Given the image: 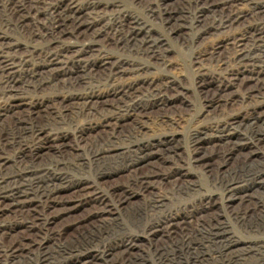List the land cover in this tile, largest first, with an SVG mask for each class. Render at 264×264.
Returning a JSON list of instances; mask_svg holds the SVG:
<instances>
[{
	"label": "bare ground",
	"instance_id": "bare-ground-1",
	"mask_svg": "<svg viewBox=\"0 0 264 264\" xmlns=\"http://www.w3.org/2000/svg\"><path fill=\"white\" fill-rule=\"evenodd\" d=\"M106 1L109 9H103L101 0H0L8 26L14 15L18 24L33 26L50 41L72 35L79 27L89 29L108 13L106 23L73 54L47 47L40 60L32 62L36 48L31 47L20 59L0 60V69L11 73L0 81V124L5 118L13 122L0 128V264H264V0H189L190 13L182 10L181 23L173 18L180 11L160 3L166 0L141 5L139 14L133 7L140 0ZM80 11L88 14L86 23ZM245 18L252 20L240 26ZM171 21L172 33L184 31L185 45L196 50L192 61L198 65L197 91L206 109L195 117L188 138L174 127L187 110L192 113L187 103H182L187 109L158 117L163 127L154 141L124 137L114 130L121 122H132L134 134L144 130L141 121L151 117L149 104L118 100L103 117L94 118L92 108L106 100L79 94L81 88L74 86L88 85L92 80L88 68L98 62L111 70L109 76L147 74L111 87L110 95L123 97L141 90L138 96L146 94L150 107L172 106L162 93L181 94L184 87L171 78L149 77L154 68L168 65L162 55L166 37H151L152 25L165 27ZM104 33L113 37L114 46L122 45L127 56L136 55L135 62L123 63L127 56L113 60V54L98 60L83 57L82 52H102L95 45ZM9 34L8 29L0 31L5 49L16 46L6 42ZM225 48L228 53L222 55ZM210 65L225 72L220 70L218 77L204 72ZM39 67L77 77L60 90L17 84L14 71H26L32 83ZM229 76L245 80L246 86L224 81ZM216 78L220 83L213 85ZM67 111L74 115L67 118ZM39 114L48 119L35 121ZM78 114H88L95 122H80ZM50 124L72 126L78 141L96 128L113 130L108 143L89 154V165L96 168L88 170L91 181L74 179L73 174L88 165L83 155L49 163L40 159L50 146H58L59 153L60 146L67 147L62 134L48 132ZM181 138L191 150V165L204 172V183L184 170ZM233 154L238 156L235 163L228 161ZM260 154L263 159L256 161ZM151 156L158 164L148 168ZM121 174L124 178L113 183L97 178ZM134 194L142 195L141 202L123 210ZM92 203L100 208L68 217ZM91 218L94 223L87 228ZM64 232L75 235L64 240ZM12 234L16 236L7 240ZM142 234L147 240L139 243Z\"/></svg>",
	"mask_w": 264,
	"mask_h": 264
},
{
	"label": "rangeland",
	"instance_id": "rangeland-1",
	"mask_svg": "<svg viewBox=\"0 0 264 264\" xmlns=\"http://www.w3.org/2000/svg\"><path fill=\"white\" fill-rule=\"evenodd\" d=\"M55 1H58V0H54V2ZM154 1L155 0H140L136 2V6L133 7L134 11L136 12L135 14L140 13L141 5L146 6L148 3L154 2ZM101 2L103 5V9L105 8L109 9V6L106 0H101ZM160 3L170 5L171 7L180 11L176 13L175 17H173V18H176L179 23L182 22V18H181L182 10L187 15H189L190 13L188 9L189 0H166ZM40 4L41 6H43V3H40ZM83 4H86V1H84ZM79 15H80L81 20H83L86 23L88 14H86L85 11H80ZM107 16H108V13L104 14V16L99 19L98 24H95V23L92 24L91 28L89 29L84 28V27H79L75 29V32L72 35L66 34L63 36V38L59 39L58 41L57 40L50 41L51 39L49 36L44 37L42 35H38L36 29L33 26H23V25L18 24V19L14 15L11 16V22L13 25L8 26L6 23L7 15L6 13L0 10V31L8 29L10 32L9 34L10 36L6 39V42L15 43L16 45L15 47L14 45H12L10 46L11 48H8V49H5L0 45V60L1 59L4 60L6 58L20 59L19 58L20 56L22 55L26 56L25 55L26 51L31 47L36 48L35 54H33L31 57L32 62H38L40 60L41 52L46 53L47 47H50L49 50H59V51L64 50V52H66L67 54H73L76 52L77 49L81 47V44L83 41H87L88 39L91 38L92 31L94 32L98 31L101 28L100 26H103L106 23ZM251 20H252L251 18H245L244 20H241L240 22H238V24L240 26L244 24H248ZM173 23L174 21H171L165 27H163L158 22L153 23L152 25V28L155 29L152 32V34L155 36H151V37L157 38L159 37V35L166 37V39L164 38L165 41L163 42V44L166 41H167V44L165 48L162 50V55L168 65L166 67L160 66L159 68H154L152 74L149 75L150 78L152 77L158 78V81H165L167 78L174 79L178 82L179 85H182L184 87L181 94H176L175 92H172V91L162 93V94H166L164 97V100L165 101L172 100L173 105L172 106L171 104L163 105V108H160L158 106L150 107L151 100L147 97L146 94L138 96V93L141 90H138V92H135V93L127 94L123 97H119V96L114 97L110 95L109 92H110L111 87L121 85L123 84V82L137 80L140 77V75L147 77V74H145L144 72L143 73L126 72L123 74H119L122 76V78L114 76L113 74H112L113 76H109V71L111 70L109 68L100 67L97 62L96 64H93V63L90 64L88 68V69H92L89 72H87V73H90L92 76L91 82L86 86L82 84L74 86L76 88H81V90L79 91V94L85 95L87 93H91L95 95V99L99 97V98L106 100L103 103H100V102L96 103V105L92 108V111L94 112V114H91L92 117L94 118L103 117L106 111H108L111 108V106L114 103H116L118 100H124L128 98L139 100L143 102V104H149L148 108L151 112L150 114L151 117L149 118L145 117L141 121V123L145 125L144 130L141 129L138 132V134H134L132 132V129H134V127L132 126L133 125L132 122L130 123L121 122L122 125L118 126L114 131H117L119 134L123 135L124 137L134 136L136 138L138 137V139L142 138V139H146L149 141H154L155 139L153 140V138L159 133V131L163 127L162 124L158 123V117L161 116L162 113L165 111L175 112V111L182 110L183 107L185 108V106L182 103H187L188 108L192 109V113H190L187 110L186 111L187 115H186V113L184 112L185 114L181 116L182 119L178 120V122L174 124V127L177 128L178 131H180L178 134L179 136H181L182 138L184 137L188 138L187 131L195 125L196 123L195 117L199 116L200 112L206 109V107L203 104V101L199 100L200 93L197 91L198 88L200 89L199 85L196 84L197 76L195 77L196 71H197L196 67H198V65H194V62L192 61L196 55V50L192 46L185 45L184 40L187 39L188 37L183 33L184 31L183 32L178 31L176 33H172L173 30H175L173 28L174 27ZM169 34H170V37L168 38ZM142 36L143 35H140L139 38H141ZM98 38H99V41H96L95 48L101 49L102 52L100 53H94V51L93 52H82L84 54L83 57L87 59L97 58L98 60L99 57L101 56H107L108 54H113L114 56L113 60H119L120 57L127 56L126 51L122 45H119L117 47L113 45L114 40L112 36L104 33V34H101ZM159 38H162V37H159ZM76 39H79V40H76ZM196 39L197 38H195V40ZM69 44H71L72 46L69 47L68 46ZM74 45H77V46H74ZM161 45L162 44H159V46ZM226 49L227 48L221 50L222 55H226L228 53V50ZM117 56L118 58L116 59L115 57ZM132 56L136 58V55L133 54L131 56H127V59H125L122 62L123 63L135 62ZM46 69L47 68L43 70L41 69V67H39L37 71L38 74L35 77L36 82H32V83L29 82L31 77L27 75L26 71H22V70L14 71L15 74L18 75L17 84L18 85H30V86H33V85L41 86L42 85L44 88H54V89L60 90L61 87H63V83H68V81L70 80L73 81L75 80V77H77L75 76L77 73L65 76V75H62L61 73L53 72V70H46ZM220 70L221 69H217L214 65H210L208 68H206L203 71L214 73L215 76L218 77ZM221 71L225 72L224 70H221ZM7 75H11V73L7 71H2L0 69V81L5 79ZM162 76L163 78H161ZM42 77H44L45 80L41 82ZM150 78L147 80H152ZM100 79H107V81H100ZM178 79L180 80L178 81ZM224 81H232L231 83H233L234 81H238L240 85L244 87L246 86L245 80L243 81L241 79L232 80L231 76L224 78ZM218 83H220V80H218L217 78L212 82L213 85H216ZM213 85H209L208 90H207L208 95L213 93V90H212ZM83 87H86V90H82ZM178 88L179 86L176 88V90ZM233 89L239 94L243 92V90L236 89L234 87ZM235 107H237V105H235ZM50 109L51 107H48V111ZM42 112H47V110H42ZM73 115H74L73 113L67 111V118H71ZM91 116H89L88 114H78L75 118H78L80 122H86V121L95 122V119H93ZM33 119L37 122H44L48 119V117H46L45 114H39L37 116H34ZM10 125H13L12 119L5 118L1 121L0 128H6ZM103 127L104 128L99 131L97 128L92 130V132L90 131V133L85 134L78 141L75 137V134H77L78 132L75 131L72 126L70 125L64 126L63 124H50L48 132L53 133V134H56V132H59L60 134H62L64 141H66L67 143V147L65 148V147L60 146V153H59L58 146H50V151L44 154V156L40 159H42V161L47 160L46 162L49 163L51 162V160L54 161V158L67 157V159H69L72 157V155H77V154L83 155L85 157L84 158L85 162L88 165L84 166L85 168L84 171L78 172L79 174H73L74 179H82V180L87 179L91 181L93 178L89 177L88 170H90L91 168H94V169L96 168L95 166L90 167L89 163H90L91 156L89 154L93 152L94 150L98 149L99 145L105 146L108 143L107 137L113 132V130L107 128L106 126H103ZM182 138H181V141L184 144L183 146H185L187 144V140L182 139ZM205 145L207 146L210 144L206 142ZM183 146L181 150L179 151L181 152L180 159L184 165V170L187 173H189L187 175H191L193 179L204 183V178H205L204 172L200 168L196 169L191 165V163L189 162L191 150L188 146H185L184 148ZM204 149L208 150L209 148H204ZM125 151L126 149H124V152ZM233 158H234V161L232 162ZM236 159H238V156L233 154L228 159V161H230L231 163H235ZM262 159H263V156L261 154L259 156H256V161H261ZM151 160L153 161L148 162L147 164L148 168L152 166H157L156 164H158L154 156H151ZM215 161L216 160L213 159V162ZM240 163L241 162H237V164H240ZM97 178H100L102 183H113V182L121 180L122 178H124V176L121 174V175L114 176L108 179L106 175H97ZM147 194L149 195L150 193L147 192ZM141 200H142V195L134 194L131 197L130 201L125 202V204L123 205V210H128L131 206L138 205L141 202ZM99 208H100V205L92 203V204H89L88 207H85L83 210L70 214L68 217L70 218L71 216L75 217L78 215H84L86 214L85 212H87L88 209L90 211H96ZM94 219L95 218L93 219L91 218L89 221H87L89 222L86 225L87 228L91 224L94 223ZM64 221H60V223ZM64 223H70V222H64ZM72 227L76 229V225ZM74 235H75L74 232H64L63 239L70 240L74 237ZM15 236L16 234H12L10 238H6V239L7 240L12 239ZM144 240H147L146 234H142V236H140V238L137 239V242L140 243ZM46 246L47 248H50V244H47ZM71 264H74V263L72 262Z\"/></svg>",
	"mask_w": 264,
	"mask_h": 264
}]
</instances>
